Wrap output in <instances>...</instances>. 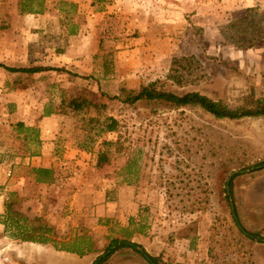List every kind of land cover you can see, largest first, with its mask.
Segmentation results:
<instances>
[{"label": "rangeland", "instance_id": "obj_1", "mask_svg": "<svg viewBox=\"0 0 264 264\" xmlns=\"http://www.w3.org/2000/svg\"><path fill=\"white\" fill-rule=\"evenodd\" d=\"M124 1L0 0V63L66 69L31 75L0 66V151L15 161L27 132L18 123L56 115L62 119L58 147L68 143L83 152L65 161L62 176L70 191L77 173L83 188L89 182L108 184L129 203L134 192L129 186H135L136 215L129 204L125 217L80 226L71 222V233L51 234L60 244L65 241L59 236L80 233L90 247H100L88 264L106 253L112 238L125 237L121 223L128 217L130 229L143 235L136 243L164 264H264V116L217 119L199 107L127 104L113 98L121 87L156 82L159 89L197 91L233 108L253 106L264 97V0H185L188 9L177 13L159 9L164 0ZM174 1L181 2L167 3ZM148 17L155 23H218L220 37L205 36L199 27L193 38L189 29L179 54L166 55L168 45L161 44L157 48L162 51L154 53L160 56L152 62L148 52L134 53L135 45L126 37L133 31L128 23ZM73 97L92 104L74 111L69 104ZM111 117L118 120L114 132L106 129ZM105 151L109 163L99 169ZM59 190L33 186L31 193L38 195L34 205L25 204L18 193L9 195L7 203L48 222L44 216ZM4 193L0 189V223ZM232 203L244 230L233 217ZM5 229H0V264H83L52 244L15 240ZM113 254L104 264H150L131 247Z\"/></svg>", "mask_w": 264, "mask_h": 264}, {"label": "crops", "instance_id": "obj_2", "mask_svg": "<svg viewBox=\"0 0 264 264\" xmlns=\"http://www.w3.org/2000/svg\"><path fill=\"white\" fill-rule=\"evenodd\" d=\"M143 1L147 2L148 0ZM162 1L163 0H161V2ZM180 1L181 2L179 3L174 1L172 5H169L167 0H164L157 7L164 11L166 10L176 13L187 10L188 5L185 3V0ZM210 3L214 2L211 1ZM127 4H130V1H127ZM134 4L141 6L137 3ZM141 7L145 9V7H147L146 3ZM100 9L104 10V6L102 4ZM172 9L174 11H172ZM127 11L130 10L127 9ZM197 19L200 20L201 18L197 17ZM166 21L169 23H155V21L153 22L152 18L148 17L147 19H144L143 23H128V28H133V31L131 33H127L128 35L126 37L129 40L131 47L135 45V48L131 50L134 53L142 52L144 54L148 52L150 56L148 58L153 62L154 59H157V56H160L159 54L154 53H159V51H162L157 48L161 44L166 43L168 45V49L166 50L168 51V54L166 55L173 57L176 54H179L178 51L180 44L186 34H188L189 29H191L189 36H192L193 38L198 37L197 28L199 27L204 28L205 36L209 35V37H212L213 39H218L220 37L218 30L216 29L218 23H202L194 21L173 23L174 21ZM98 24L99 23L94 24L95 35L99 29ZM170 58L166 59L168 60ZM166 59L164 60L166 61ZM61 120L62 119L56 115L47 116L40 119H32L29 121L21 120V123H24L25 127L37 129L38 134L35 135L34 132L31 134L26 132V134L22 135V141L24 143L21 148H18V151L15 154V161H11L9 159L10 155L8 156L6 151H0V155L3 158L0 162V189L4 190L5 192V201L3 204H1V207L7 203L9 195L13 193H18L20 196L24 197L27 201L25 204H29L30 202L34 205L36 201L35 197H38V195L31 193V188L33 186L39 188L52 187L60 189V192L58 191L55 204L50 203L49 211L44 216L48 220L49 224L53 226L55 231L57 230L60 235H67V233H71L73 226H68L71 222L74 226H80L81 224L89 225L94 221H100L105 217L112 219H115L114 217H125L128 212L127 208L129 207V204L130 207L133 208L131 215H136L139 210L136 209V205L133 202L135 199L134 185L129 186L134 187V192L131 196V203H129L130 199L123 200L124 198L119 197L117 189H111L110 185L108 184H101L99 187H97L95 186V182H89L90 184L86 186V188H83L81 186L82 179L79 177L80 175L78 173L77 177L73 178L75 181H73L70 185L72 186V190H69V183L65 182L62 176V173L64 174L65 172V161H69V159H72L77 155L82 156L83 152L79 148H74L68 143L63 145V147H58L60 145H57V141L55 139L57 138L59 130L61 129ZM80 164V161L76 163V165ZM39 168H45L51 171L52 176L48 182L37 180V177L39 178L41 175L35 173L34 169ZM17 171L19 174H17ZM40 205L43 206L44 204ZM119 205L123 208L117 209V206ZM29 206L24 208L28 210ZM52 206L54 208H52ZM34 207L35 206H33V208ZM24 208L22 207L21 209L26 210ZM129 219L130 217H128L126 221H123L121 224L124 227L129 226ZM1 228H5V225L2 223H0V229ZM82 237L83 236H81L80 233L78 235L77 233H74V235H71L67 238H62V236H59L58 239L65 242H73L75 240H81ZM141 237H143V235L136 232L131 238V241H140ZM24 243L37 244L34 242ZM91 248L92 252L84 256H80L75 253L70 254L77 255L82 259L83 264H88L94 260L92 257L93 253H98L101 250L100 247L96 246ZM61 252L65 253V251ZM121 261L122 260H119L118 262ZM128 263H130V260Z\"/></svg>", "mask_w": 264, "mask_h": 264}, {"label": "trees", "instance_id": "obj_3", "mask_svg": "<svg viewBox=\"0 0 264 264\" xmlns=\"http://www.w3.org/2000/svg\"><path fill=\"white\" fill-rule=\"evenodd\" d=\"M178 61V59H175L173 64L175 65ZM0 66L13 73L24 72L31 75L46 70H55L59 72L66 70L64 68L49 66L10 67L3 63H0ZM113 98L127 104L145 103L149 105H165L172 108L188 106L199 107L217 119L233 120L246 117L264 116V97L255 99V104L253 106L233 108L225 102L215 100L208 95L197 91L177 94L172 91L159 89L156 82L142 83L138 88L121 87L118 95L113 96ZM69 104L72 106L74 111H80L86 107H89L92 102L87 98L73 97L70 99ZM109 120L110 121L107 123L106 129L110 132L116 131L118 128V120L113 117H111ZM18 126L21 128L25 127L24 123L21 122L18 123ZM25 130L27 133L34 132L35 135L38 134V130L35 128L25 127ZM114 144L115 143L111 141H104V145L112 146ZM107 154L108 153L106 151L100 153L97 162L99 169H102L109 163V157ZM2 159L3 158L0 155V162ZM262 164H264V161H262ZM34 172L41 175V177H37V180L42 182H48L52 176L51 171L45 168L34 169ZM231 187H233L232 182ZM3 217L4 219L2 223L6 227L5 231L11 238L15 240L22 242L52 244L55 249L59 251L75 253L80 256H84L92 252V248L83 237L81 240H75L73 242H63L60 244L57 243L55 237L51 235L54 233L55 229L49 224V222L42 221L40 217L30 218L29 216L23 214L20 209L15 208L12 201L6 204V211ZM233 217L236 223L240 226V220L236 210L233 211ZM240 228L241 230H244L242 225ZM122 230L126 234L125 237L112 238L106 249V253L104 255L98 256L94 264H104L111 258L114 252L121 249L122 247L134 248L138 253H142L145 257L147 256L146 259L150 264H164L161 262L159 257L148 254L146 250L140 246V244L131 241L133 235L136 232L140 233V230H132L130 229V225L129 227H123ZM248 236L254 237V235L251 233H248Z\"/></svg>", "mask_w": 264, "mask_h": 264}, {"label": "water", "instance_id": "obj_4", "mask_svg": "<svg viewBox=\"0 0 264 264\" xmlns=\"http://www.w3.org/2000/svg\"><path fill=\"white\" fill-rule=\"evenodd\" d=\"M263 166H259V167H257V168H262ZM247 170H243V171H241V172H246ZM236 174V172H233L231 175H230V177L228 178V193H230V191H231V188H230V183H231V180H232V178H233V176ZM231 206H232V209H233V211L235 210V205H234V203H232L231 204ZM241 226V225H240ZM239 226V227H240ZM146 258H147V256H146Z\"/></svg>", "mask_w": 264, "mask_h": 264}, {"label": "flooded vegetation", "instance_id": "obj_5", "mask_svg": "<svg viewBox=\"0 0 264 264\" xmlns=\"http://www.w3.org/2000/svg\"><path fill=\"white\" fill-rule=\"evenodd\" d=\"M94 264V263H93Z\"/></svg>", "mask_w": 264, "mask_h": 264}]
</instances>
